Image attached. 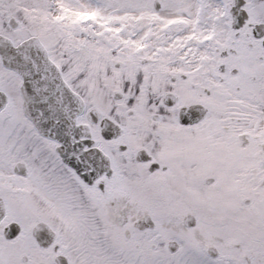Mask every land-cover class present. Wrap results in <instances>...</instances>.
<instances>
[{
	"label": "snow or ice",
	"instance_id": "snow-or-ice-1",
	"mask_svg": "<svg viewBox=\"0 0 264 264\" xmlns=\"http://www.w3.org/2000/svg\"><path fill=\"white\" fill-rule=\"evenodd\" d=\"M0 264H264V0H0Z\"/></svg>",
	"mask_w": 264,
	"mask_h": 264
}]
</instances>
